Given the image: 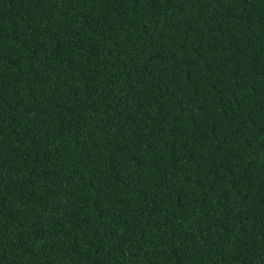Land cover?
Wrapping results in <instances>:
<instances>
[{
  "label": "trees",
  "instance_id": "obj_1",
  "mask_svg": "<svg viewBox=\"0 0 264 264\" xmlns=\"http://www.w3.org/2000/svg\"><path fill=\"white\" fill-rule=\"evenodd\" d=\"M0 264H264V0H0Z\"/></svg>",
  "mask_w": 264,
  "mask_h": 264
}]
</instances>
